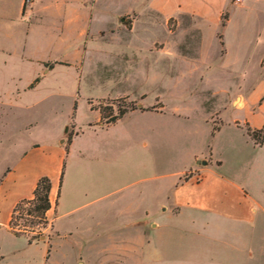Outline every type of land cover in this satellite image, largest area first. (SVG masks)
<instances>
[{
	"label": "rangeland",
	"instance_id": "rangeland-1",
	"mask_svg": "<svg viewBox=\"0 0 264 264\" xmlns=\"http://www.w3.org/2000/svg\"><path fill=\"white\" fill-rule=\"evenodd\" d=\"M234 1L69 0V34L54 8L61 0H34L33 15L18 16L28 54L69 63L27 90L26 144L72 142L57 207L34 228L38 239L14 236L0 217V264H184L206 256L200 243L210 236L188 234L184 217L169 212L168 191L194 155L221 153L235 120L259 116L264 0ZM18 6L0 0V13L19 15ZM5 42L12 39L1 32ZM136 47H150L148 58L133 62ZM10 118L0 115V173L14 161Z\"/></svg>",
	"mask_w": 264,
	"mask_h": 264
},
{
	"label": "crops",
	"instance_id": "crops-1",
	"mask_svg": "<svg viewBox=\"0 0 264 264\" xmlns=\"http://www.w3.org/2000/svg\"><path fill=\"white\" fill-rule=\"evenodd\" d=\"M33 1L24 7V0H19V15L0 13V33L12 39V43L0 44V115L13 117V123L11 118L6 121L5 129L14 157L12 165L0 173V217L11 233L9 220L13 207L19 200L34 196L40 176L47 175L51 183V208L46 215L57 207L64 157L72 142L71 139L68 145L62 144L61 139L27 146L25 141L27 90L33 89L56 66L69 65L63 60L45 59L36 50L28 54L26 27L20 20L33 15ZM55 7L63 21L61 33L66 30L69 34L74 23L73 7L70 8L69 0H61ZM145 53H150V47L132 49V61L148 58ZM115 56L121 57V53ZM28 63L32 70L29 77ZM233 103L239 107L245 104L241 97ZM256 114L259 116L255 122L247 118L243 122L234 121L236 132L224 138L221 153L194 155L184 168L175 172L168 191L169 212L184 217L188 234L206 232L210 236L200 243L206 247V256L201 254L197 259L191 254L184 264H264V142L256 143L246 129L247 125L264 126V95L259 98ZM149 244L150 241L145 248Z\"/></svg>",
	"mask_w": 264,
	"mask_h": 264
},
{
	"label": "trees",
	"instance_id": "trees-1",
	"mask_svg": "<svg viewBox=\"0 0 264 264\" xmlns=\"http://www.w3.org/2000/svg\"><path fill=\"white\" fill-rule=\"evenodd\" d=\"M26 4L27 0H24V7ZM134 108V106L131 107V109ZM100 113L101 117H103V111L101 109ZM124 113L125 111H120L118 114L111 116L106 121V124L115 122ZM246 129L247 133L256 143L261 144L264 142V126L262 128H252L247 125ZM70 141L71 139H69ZM50 187V178L47 175L40 176L34 189V196L31 199L24 198L19 200L13 207L9 220L10 230L16 236H24L28 243H32L39 237V233H33L36 226H45L48 224L46 213L51 208L49 199Z\"/></svg>",
	"mask_w": 264,
	"mask_h": 264
},
{
	"label": "water",
	"instance_id": "water-1",
	"mask_svg": "<svg viewBox=\"0 0 264 264\" xmlns=\"http://www.w3.org/2000/svg\"><path fill=\"white\" fill-rule=\"evenodd\" d=\"M200 162H202V163H206V160H201Z\"/></svg>",
	"mask_w": 264,
	"mask_h": 264
},
{
	"label": "built area",
	"instance_id": "built-area-1",
	"mask_svg": "<svg viewBox=\"0 0 264 264\" xmlns=\"http://www.w3.org/2000/svg\"><path fill=\"white\" fill-rule=\"evenodd\" d=\"M240 1H242V0H235L234 2H240Z\"/></svg>",
	"mask_w": 264,
	"mask_h": 264
}]
</instances>
